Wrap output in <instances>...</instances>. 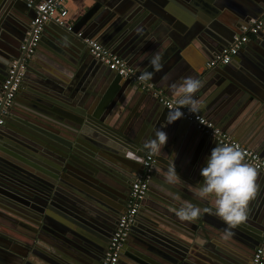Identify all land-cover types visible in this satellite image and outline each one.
<instances>
[{
  "label": "water",
  "instance_id": "95a60500",
  "mask_svg": "<svg viewBox=\"0 0 264 264\" xmlns=\"http://www.w3.org/2000/svg\"><path fill=\"white\" fill-rule=\"evenodd\" d=\"M133 1L123 0L117 3L119 0H96V3L74 24L71 31L53 21L44 26L45 30L47 24L55 25L56 35L74 47L70 58L73 63H78L77 67H73L77 73L73 79L61 77L48 65L45 70L39 72L38 78L30 86L26 77L34 57L29 60L21 92L20 90L18 92L28 100L22 102L16 96L0 133V146L8 147L5 150L0 147V209L6 208L5 205L8 204L22 210L23 207L19 205L30 207L32 211L27 213L29 216L32 215L31 219L35 224L29 229L34 234L32 239L35 242L44 241V244L49 246L50 243L44 238L47 235L52 237V233L53 237H60L61 241L69 245L71 249L69 251L72 252L74 248L76 251L77 249L87 251L91 255V259H88L90 263L79 259L83 264H98L96 258L103 242L113 235L116 227L114 222L117 224L127 208L128 189L144 170L143 160L150 152L144 145L146 141L155 138V134L161 130L166 133L167 140L162 150L155 152L154 171L148 182L149 194L151 193L149 197L153 198L155 177H164L163 172L168 174L172 160L179 177L174 176L172 180H180L181 183L185 180L183 184H186L185 189L188 191L187 199L190 203L182 201L180 204L182 206L191 204L201 210V214L195 220L189 221L190 228L186 229L188 234H192L188 246L200 245L197 241L194 242L192 237H197L201 231L200 233L208 240L216 238L237 246L240 258L248 250L253 254L264 236V209L256 212L253 211L256 206L248 204L246 220L226 229L224 222L213 211H205L211 208L210 204L205 199L198 198L197 191L203 179L200 175L202 162H198L199 155L204 154L203 158H206L216 144H221L183 117H180L184 121L183 124H180V118L169 123L168 120L171 118L169 115L166 119L170 112L167 107L156 98H152L154 102L143 101L141 95H145L142 94L145 91L139 87L135 90L131 87L135 85L132 80L122 78L116 71L97 60L83 39L77 36L79 31L87 35L85 30L87 28L91 37L99 40L112 53L126 58L129 63L136 61L132 55L148 35V25L144 19L137 16L140 6H136ZM247 1L251 3V7L244 2L246 8L240 10L236 26L234 28L233 24L228 26L230 31L223 32L220 36L207 29V26H215L219 18L212 12L213 10L205 9L201 15L200 28H197L199 36L206 38L207 41L204 43L208 47L213 45L204 65L206 68L204 73H207L205 78L213 70L228 71L229 65L240 57L251 41H255L251 37L229 64L208 66V62L228 46L235 36L243 33V26H248L252 18L257 19L262 15L264 0ZM253 6L259 8V11L248 13L254 11ZM34 15V8L29 7L24 0H0V91L10 62L21 54V45ZM229 22L230 19L226 24L229 25ZM206 33H209V36ZM260 37L262 39L256 41H264V27ZM56 55L53 54L60 58ZM99 64L105 65L107 72L102 74L97 72ZM84 70L83 75H79ZM256 70L263 73L258 68ZM90 73L93 78L88 77ZM236 82L230 85L235 91L228 94L230 97L226 96L225 101L230 99L234 102L239 109L237 112L257 107L258 101L262 99L259 91L249 95L247 86L240 79ZM86 84L90 86L86 87ZM93 88H98V91H93ZM168 96L178 99L172 95ZM128 97L138 106L134 109L126 107L122 112L121 102ZM19 103H23V107H20ZM159 105H162V108ZM78 107L86 110L82 115L84 119L77 115ZM140 108L146 112V122L150 125V131L146 133L136 127V115ZM126 113L128 114L125 117ZM86 118L98 125L90 124ZM172 127H175L173 132ZM195 129L201 133L200 136H196ZM192 139L197 141V148L191 152L186 149V141ZM25 156L32 158L34 163ZM37 162L42 167L37 165ZM262 175L264 177L263 173ZM261 186L263 182L256 190L259 193ZM167 193L164 192L167 199L173 200L174 198ZM191 195L195 196V199ZM261 195L260 193V197ZM147 197L141 201L139 211L145 212L149 205ZM263 198L260 202L264 203ZM163 206L162 211L168 210L167 204ZM139 215L140 212L131 225L124 248L133 250L131 243L137 232L144 236L142 243L144 248L155 251L168 264H183L186 259L193 257L191 252L188 253L187 247H173L167 242L171 241L170 239L159 235L150 225L145 226L144 230L140 229L137 222ZM246 221L252 224V227L247 225ZM157 234L162 238L156 239ZM153 240L158 243V249L150 242ZM208 243L213 245L212 241ZM138 254L140 256V253ZM133 259L141 262L135 256ZM72 262L76 263L74 260L69 263Z\"/></svg>",
  "mask_w": 264,
  "mask_h": 264
},
{
  "label": "crops",
  "instance_id": "0c3cea01",
  "mask_svg": "<svg viewBox=\"0 0 264 264\" xmlns=\"http://www.w3.org/2000/svg\"><path fill=\"white\" fill-rule=\"evenodd\" d=\"M120 2H123V0H119L117 3ZM133 2H135L136 6H140L137 16L140 19H144L145 24L148 25V35L143 42H140L136 52L132 55V57L136 58V61L129 63V60L124 58L129 66L141 73L144 71L152 72L151 78L147 80L153 82L165 94L168 93L167 95L172 96L175 95H173L171 87L181 83L185 77L191 76L199 79L201 87L193 94L194 99L200 105L198 112L206 115L218 127L229 132L243 145L258 151L264 157V41H256V39H262L260 36L253 37L255 41H251L248 48L242 51L240 57H237L229 65L228 71L224 69H222L223 72L213 70L205 78L207 73H204L206 70L204 65L206 59L209 58L210 49H213L211 48L213 45L207 42L211 46L208 47L204 43V41H207L206 38L199 36L198 30L200 28L199 21L205 9L213 10L212 12L219 17H217L216 25L207 26V29L220 36L223 32L230 31L227 28L228 26L232 24L233 28L236 26L237 19L240 17V10L246 8L244 2H247L250 7L251 3L247 0H134ZM95 3L96 0H65L64 5L69 11L67 20L75 24ZM253 9L254 11L248 13L259 11L256 6H253ZM228 19H230L229 25L226 24ZM55 28V25L47 24V29L42 34L38 49L33 56L34 59L32 60L30 71H28L26 77L30 86L33 85L35 79L48 65L54 68L55 72L61 77L73 79L75 73H77L73 67H77L78 63H73L70 58V55L72 56L71 53L74 52V47L60 39L56 35L57 29ZM85 30L87 35L91 36L87 28ZM206 34L209 36V33ZM62 51L64 53H61ZM156 52L162 53L159 70L153 69L149 64V60ZM53 54H57L56 56L60 58H56ZM252 64L254 65L252 66ZM98 66L97 72L100 74L107 72L105 65L99 64ZM257 68L263 73H258ZM84 72L85 70L79 75H83ZM89 76H91V73L88 74ZM91 78L93 77L91 76ZM239 79L247 86L249 95L256 94L258 91L261 94L262 99L258 101L257 107H249L247 110L237 112L239 109L234 105V102H231L230 99L225 101V97H230L228 94L235 91L233 90L234 87L232 89L230 85L236 84ZM88 86L90 85L86 84V87ZM131 87L136 90L139 86L135 83ZM93 91L97 92L98 88H93ZM142 94H145L141 95L143 101L154 102L152 99L154 97L150 96L149 92L145 91ZM17 98L21 99L22 102H27L28 100L26 96H22L20 93H18ZM131 99L128 97L126 100H122V112H124L126 107L134 109L138 106L131 102ZM22 104L19 103L18 105L23 107ZM159 106L162 108V105ZM77 109V115L79 114L84 119L82 115L86 110L82 107ZM127 114H125V117ZM170 118H172L171 115ZM88 120L86 118V121ZM175 121L178 120L175 119L172 122ZM89 122L90 124L98 125L95 121L89 120ZM179 122L180 124L184 123L181 118ZM136 127L145 133L150 131V125L146 122V112L142 111L141 108L136 115ZM173 130H175V127L171 128V132ZM194 132H196L197 137L201 134L196 129ZM186 144L187 151L191 150L192 152L197 148L196 140H187ZM0 147L2 150L8 148L3 145ZM201 156L199 155L198 162H202L201 165L204 167L208 154L206 158H203L204 154H201ZM25 157L34 163L32 158H29V156ZM37 165L42 167L39 162H37ZM180 174L182 175V173ZM163 175L165 176H156L154 179L155 186L152 188L153 192L151 191L153 198L149 197L151 193L149 194L148 191L149 205L145 212L140 211L137 220L139 228L144 230L145 226L150 225L159 235L170 239L171 241L167 242L173 247H187L189 249L188 253L191 252V257L192 255L193 257L186 259L183 264H246L252 253L250 252L251 250L246 251L240 258V251L237 246L228 241H219L216 238L208 240L200 233L201 231L197 234V237H192L194 242L200 243V245L195 246L199 248L196 249L192 245L188 246L192 236V234L186 232V229L190 228L189 221L181 220L176 214L177 210L182 206L180 202L188 201V191L185 189L186 184H183L185 180L183 183L174 179L172 180L173 182H169L166 179L167 174L163 172ZM261 182H263V186L260 189L261 197L259 191H256L248 203L250 206H256L253 210L256 212L264 209V203L260 202L264 192V177L262 173H257V189ZM164 192H168L167 194H170L174 199L168 200ZM191 196L195 199V196ZM205 201L211 206L210 200L205 199ZM188 203L190 202L188 201ZM165 204H167L168 207L166 208L168 210L162 211ZM5 206L6 208L0 209V264H54V262L56 264H67L71 260L76 261L77 264H83L79 259L90 263L88 259H91V255L87 251L83 249H77L76 251L75 248L72 252L69 251L71 250L69 245L61 241L60 237H53L54 235L51 232L52 237L47 235L44 238L50 243L49 246L46 243L44 244V241L42 243L35 242L32 239L34 234L29 229L31 225L35 224L31 219L32 215L29 216L27 213V211H32L30 207L19 205L23 207L24 210H22V208L14 207L15 205L13 204ZM182 207H185V205ZM58 209L62 210L60 207ZM245 223L252 227V224L248 221ZM114 225L116 226L115 222ZM158 234L155 238H162ZM209 241H212L213 245H209ZM143 242L144 236L136 232L131 243L133 250L129 251L123 247L119 264H168L155 251L144 248ZM150 242L158 249V243L155 240ZM138 253H140V256ZM134 256L139 258L141 262L135 261L133 259ZM92 259L95 260V257L92 256Z\"/></svg>",
  "mask_w": 264,
  "mask_h": 264
},
{
  "label": "built area",
  "instance_id": "2783aa9c",
  "mask_svg": "<svg viewBox=\"0 0 264 264\" xmlns=\"http://www.w3.org/2000/svg\"><path fill=\"white\" fill-rule=\"evenodd\" d=\"M29 7L34 8L35 15L30 22V29L21 45V54L13 59L7 70V74L2 82L0 91V133L6 122V115L21 89L24 76L27 71L29 60L36 53L42 38L44 26L53 21L56 24L72 30L74 23L67 20L69 11L65 7V0H24ZM264 27V10L262 15L252 18L248 26H243V33L235 36L234 40L217 54L210 62L209 67L229 64L241 47L247 43L251 37H259ZM90 49L91 54L108 68L116 71L122 78L135 82L142 90L149 92L154 98L159 100L170 112L179 109L184 119L195 124L196 128L210 137L215 138L223 146H234L242 153L243 162L253 166L256 170L264 174V157L256 150L246 147L229 132L218 127L206 115L187 111V106L180 105L175 98L169 97L153 82L141 80V72L129 66L128 62L117 54L112 53L99 40L82 31L77 33ZM155 153L150 151L143 160V172L133 180L127 208L121 214L113 235L111 236L108 249L100 264H118L122 249L131 231V225L135 222L141 207V201L147 196L149 191V178L154 171ZM249 264H264V236L251 257Z\"/></svg>",
  "mask_w": 264,
  "mask_h": 264
},
{
  "label": "clouds",
  "instance_id": "9594fccd",
  "mask_svg": "<svg viewBox=\"0 0 264 264\" xmlns=\"http://www.w3.org/2000/svg\"><path fill=\"white\" fill-rule=\"evenodd\" d=\"M161 56L160 52L152 55L149 64L153 69H160ZM152 74V72L144 71L141 73L140 79H150ZM200 87L201 81L189 76L185 77L181 83L173 85L171 91L178 98L177 102L180 105H186L188 112L196 113L200 105L194 99L193 94ZM169 115L172 118L168 122L171 123L180 118L183 113L179 109L168 112L166 119ZM166 140V133L159 130L155 134V138L146 141L144 147L154 153L159 152ZM200 175L203 179L197 194L202 199L210 200L211 203V208L205 209V211H213L224 222L226 229L233 228L245 221L248 203L257 189V171L253 166L243 162L239 148L216 144L210 150L205 165L200 170ZM174 176L179 178L171 160L166 179L173 182L172 177ZM176 214L181 220L192 221L201 214V210L199 207L189 204L177 210Z\"/></svg>",
  "mask_w": 264,
  "mask_h": 264
},
{
  "label": "flooded vegetation",
  "instance_id": "af4514ba",
  "mask_svg": "<svg viewBox=\"0 0 264 264\" xmlns=\"http://www.w3.org/2000/svg\"><path fill=\"white\" fill-rule=\"evenodd\" d=\"M129 192H130V188L128 189V198H129ZM129 201V200H128ZM128 205V204H127ZM140 212V211H139ZM138 215V214H137ZM110 239H111V237H108V239L106 240V242L104 241L103 242V246H102V248H100V252H98V256H97V258H96V262L99 264V262H101V260H102V258H103V256L105 255V253H106V251H107V249H108V246H109V242H110ZM108 245V246H107ZM251 252V251H250ZM251 255H253L252 253H251ZM250 255V257H249V259H248V261H246V264H249V262H250V260H251V256ZM120 260V259H119ZM119 264V263H118ZM241 264H245V263H241Z\"/></svg>",
  "mask_w": 264,
  "mask_h": 264
}]
</instances>
